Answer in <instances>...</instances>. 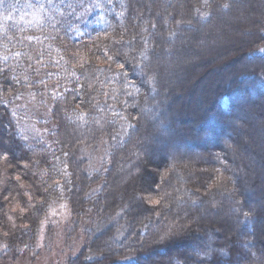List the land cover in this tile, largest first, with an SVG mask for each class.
Masks as SVG:
<instances>
[{"label":"trees","instance_id":"trees-1","mask_svg":"<svg viewBox=\"0 0 264 264\" xmlns=\"http://www.w3.org/2000/svg\"><path fill=\"white\" fill-rule=\"evenodd\" d=\"M244 9L253 30L237 47L242 65L226 62L208 109L264 151L258 121H224L236 105L264 102V0H0V259L33 250L61 203L68 219L46 235L58 230L77 245L64 264H264V192L244 191L262 184L249 176H264V157L241 141L229 150L231 133L205 135V123L182 125L180 113L164 123L166 109H181L174 95L158 104L167 66L191 44L220 41L210 31L201 38L216 13L230 14L228 25L212 24L224 31ZM148 116L162 134L141 127ZM212 206L232 207L230 231L214 223Z\"/></svg>","mask_w":264,"mask_h":264},{"label":"rangeland","instance_id":"rangeland-1","mask_svg":"<svg viewBox=\"0 0 264 264\" xmlns=\"http://www.w3.org/2000/svg\"><path fill=\"white\" fill-rule=\"evenodd\" d=\"M242 3V2H238ZM254 6H257L256 9H259V4L256 2L253 4ZM243 8H246L247 5H241ZM240 7V5H239ZM248 11L247 9H244V14ZM252 11H254V8H252ZM238 13L237 15L238 18H234V24L233 26H227L231 20V17L229 16L230 14H218L216 13V16L213 21H211L208 25L209 26H204L203 29V37H206V31H210V34L212 36H217V38L220 40L214 47H209V49H204L201 50L198 48V45L200 44H191L189 50L187 51L186 55L182 57L180 60V63L177 64L176 66H167V81H166V86H168L167 89L163 88V95L159 97L158 99V104L161 105L162 109H165V104L167 101H169V93L174 95L175 98L172 99L171 104L172 109L175 106L181 102V109L180 111H171L166 109L163 118H164V123L168 120V117H174L178 116V114L183 113L186 116L184 117V122L182 125H192L194 126L196 124L203 125L204 123L206 124L205 127L203 125V133L209 134V135H217L220 131V129H224L223 132L227 131V135H229V139L224 136V140L222 141L225 145H231L229 147V150L235 148L237 146V142L241 141L246 145V147L249 149H253L254 151L257 152L259 157H264V151L262 149H258L256 147L257 145L255 144V140H253L249 134L246 133H241L239 131H229V126L227 128H224V123L222 121H213L210 119V114H211V108L208 109V107L216 106V100L218 95L215 94V91L213 90V83L216 81H220L224 79V75L230 72L231 70L225 69L224 66L227 65L226 62L229 59H232V57H239V54L241 53L238 45L240 42H247L243 37L245 35H249L252 32V26L250 25V19L253 17L249 12L244 14ZM232 16V14H231ZM251 16V17H250ZM221 18L222 20H225L224 23H227L226 26H224V31L218 29H212L214 23H216L217 19ZM233 18V17H232ZM248 18H250L248 20ZM254 19H256L254 17ZM239 23L242 24L243 26L239 27ZM216 27V26H214ZM226 27V28H225ZM223 29V28H222ZM194 30V29H193ZM220 31V32H219ZM223 31V32H222ZM220 34V36L218 35ZM180 36L186 38L187 35L185 33H180ZM238 38L243 41H239ZM221 45L222 48H217L218 45ZM173 45V44H172ZM219 45V46H220ZM173 49V47H172ZM164 55L167 59L171 58L168 53H166V50L164 49ZM240 58H237V60H234V66L231 68L233 69L239 64L242 65V61L240 62ZM175 60V59H174ZM203 61L204 66L202 65L201 68L197 67L195 69L193 75L191 74H184L185 70L191 66H194L197 62ZM243 66H250V63L247 62ZM242 67V66H241ZM229 74V73H228ZM223 76V77H222ZM183 77L187 78V82H185L184 85H180V80L183 79ZM253 97V96H252ZM249 96L251 99H255ZM202 98V99H201ZM180 101V102H179ZM260 101V100H259ZM260 103V102H259ZM158 104H155L154 106L158 108ZM246 108V107H245ZM171 109V110H172ZM264 109V102L261 101L259 105L254 104V106L250 109L249 107L244 109L241 106H234L232 110H234L235 117L234 118H227L225 121L226 125H236L237 128L242 129L244 127V123L249 122L252 124L260 125L258 128L260 133V140H264V136L262 138V134L264 135V113L259 115L260 112ZM175 113V114H174ZM173 119V118H172ZM191 119V120H190ZM174 121V120H173ZM147 122L149 123H143L141 124V127H148L150 126L152 129H154V132L156 135H160L163 132L161 131V124L159 121H154L151 119V117H147ZM174 123V122H173ZM196 126V125H195ZM232 129V128H231ZM154 132L152 135H154ZM210 132V133H209ZM153 139L154 137L151 136ZM151 142V141H150ZM186 144V143H185ZM176 145V144H175ZM177 147L179 148V151L184 152L186 150H192V152L195 153V155H199L201 153V149H192L190 147L184 146V145H178ZM228 147V146H225ZM144 153H147L148 149L147 147L144 148ZM100 153H102V149L97 150V155L96 158L99 161ZM253 167V166H252ZM255 169V168H254ZM253 170V168H252ZM251 170V174L249 176L250 181H255L256 179H261L263 180L262 184H259L254 186L251 183V185L248 188H245V192L249 191L250 189L254 190H259L264 192V176L258 174L257 172L254 173V171ZM119 172V171H118ZM238 172L241 174L243 173V169H238ZM249 181V182H250ZM257 183V182H256ZM260 186V187H259ZM121 190V188H120ZM141 191V190H140ZM136 200H139L136 195H135ZM134 198V199H135ZM133 198L130 199V203L134 202ZM261 205L264 207V200L261 201ZM250 205L252 207H256L255 204L252 205V202H250ZM232 207L227 209L221 208V206L218 207H211L212 211V219L214 223L218 224H225L227 225V230H231L232 226H234V217L230 214ZM206 213H209L205 211ZM68 219V210L67 207L63 204H58L56 205L52 212L50 213V216L47 217V219L44 221V224L41 228L40 234L38 236V240L36 242V247L31 250V251H26L23 254H21L19 257L16 259H0V264H64V260L66 255L69 252L74 251V247L77 245L74 244L72 245H65L63 241V237L61 236L60 231H56L53 233L51 236L46 235V227H49V225L55 226L57 228L59 225L61 226L66 220ZM226 234V233H225ZM163 255V253H162Z\"/></svg>","mask_w":264,"mask_h":264},{"label":"bare ground","instance_id":"bare-ground-1","mask_svg":"<svg viewBox=\"0 0 264 264\" xmlns=\"http://www.w3.org/2000/svg\"><path fill=\"white\" fill-rule=\"evenodd\" d=\"M201 99H202V98H201ZM236 100H237V99H236ZM236 100H235V101H236ZM222 115H225V113H224V114H222ZM185 116H186V115H185V114H183V113H181V114H180V116H179V119H180V121H181V122H184V120H183V119H184V117H185ZM182 118H183V119H182ZM190 120H191V119H190ZM221 121H222V120H221Z\"/></svg>","mask_w":264,"mask_h":264},{"label":"snow or ice","instance_id":"snow-or-ice-1","mask_svg":"<svg viewBox=\"0 0 264 264\" xmlns=\"http://www.w3.org/2000/svg\"><path fill=\"white\" fill-rule=\"evenodd\" d=\"M262 52H264V49H261Z\"/></svg>","mask_w":264,"mask_h":264}]
</instances>
